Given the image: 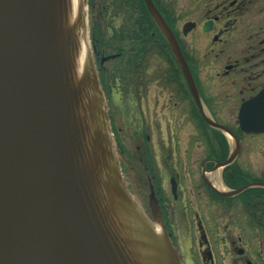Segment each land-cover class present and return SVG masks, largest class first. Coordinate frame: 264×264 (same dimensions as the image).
<instances>
[{
    "label": "flooded vegetation",
    "instance_id": "flooded-vegetation-1",
    "mask_svg": "<svg viewBox=\"0 0 264 264\" xmlns=\"http://www.w3.org/2000/svg\"><path fill=\"white\" fill-rule=\"evenodd\" d=\"M152 2L174 45L147 0H85L123 168L155 190L177 246L167 182L186 262L264 264V0Z\"/></svg>",
    "mask_w": 264,
    "mask_h": 264
},
{
    "label": "water",
    "instance_id": "water-1",
    "mask_svg": "<svg viewBox=\"0 0 264 264\" xmlns=\"http://www.w3.org/2000/svg\"><path fill=\"white\" fill-rule=\"evenodd\" d=\"M83 3L0 0V264H182L124 180Z\"/></svg>",
    "mask_w": 264,
    "mask_h": 264
},
{
    "label": "rangeland",
    "instance_id": "rangeland-1",
    "mask_svg": "<svg viewBox=\"0 0 264 264\" xmlns=\"http://www.w3.org/2000/svg\"><path fill=\"white\" fill-rule=\"evenodd\" d=\"M89 40H90V38H89ZM120 160H122L121 157H120ZM124 175H125V178L128 181V183H130V179H128V177H130V176L127 175L126 173H124ZM134 175H135L136 179H134V176L132 175V180L134 181V184L133 185L130 184L131 190L134 192V194L136 195L138 200L142 204L143 203L145 204L146 203V195L148 192H147L146 188L141 183H139V178L137 180V177L139 175H137V174H134ZM165 189H166L165 191L169 195V199H170L169 210H170V213H172L171 216L173 217L174 229L176 230V234H177V247L179 248L180 254L183 257V264H189V262H186V261H189L190 257L196 256L195 249L194 248L189 249V246H191L193 243V234L191 233V228L189 227V220L186 216H184V214L183 215L181 214V212L179 210L180 206H178V203H174L172 201L171 196H170V189L167 186V182L165 183ZM184 192L188 195L189 187H187V185H183V193ZM200 204L201 203H198L197 206L199 207ZM180 205H181L183 211L187 212V207H188L187 201H185L184 203H181Z\"/></svg>",
    "mask_w": 264,
    "mask_h": 264
},
{
    "label": "bare ground",
    "instance_id": "bare-ground-1",
    "mask_svg": "<svg viewBox=\"0 0 264 264\" xmlns=\"http://www.w3.org/2000/svg\"><path fill=\"white\" fill-rule=\"evenodd\" d=\"M216 186L219 187V188H222V186H220V184L216 183Z\"/></svg>",
    "mask_w": 264,
    "mask_h": 264
}]
</instances>
